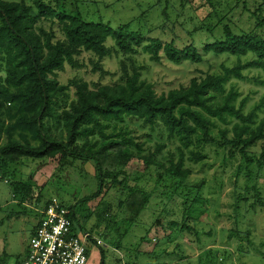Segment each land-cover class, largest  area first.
Returning a JSON list of instances; mask_svg holds the SVG:
<instances>
[{
	"label": "rangeland",
	"instance_id": "obj_1",
	"mask_svg": "<svg viewBox=\"0 0 264 264\" xmlns=\"http://www.w3.org/2000/svg\"><path fill=\"white\" fill-rule=\"evenodd\" d=\"M25 1L37 16L35 0ZM43 1L55 10L78 14L85 21H101L138 33L144 43L152 38L163 43L174 41L179 48L193 45L203 55L200 63L176 64L164 54L156 62L141 48L138 54H124L108 38L106 45L113 48L108 56L100 58L83 51L76 56L78 66L66 64L58 71L60 83L71 85V100L76 98L74 80L86 81L91 89H97L118 82L123 66L131 70L133 64L142 67L141 79L161 95L188 85L193 77L220 73L222 65L232 67L239 59L247 63L255 57L252 53L238 57L204 52L206 45L224 36V27L235 33L264 35V0ZM36 27L38 31L46 30L53 41L65 38L57 20L39 18ZM243 73L245 79L232 78L226 87L239 91L236 105L245 101V113L259 106V124L264 119V69L246 67ZM4 77V63L0 60V80ZM49 123L50 133L67 141L64 129ZM226 129L230 128L222 124L214 129V140L202 147L207 158L198 163L187 161L186 167L191 170L187 183L174 190L166 169L171 159H178L179 143L168 136L162 121L158 120L153 128L130 122L119 124L116 133L121 130L139 143L141 156L135 144L120 145L109 149L104 164L115 173L122 169L133 171L132 179L139 175L138 186L152 191L143 212L132 222L128 221L131 214L119 205L118 185L109 177L97 196L82 201L97 193L100 185L92 160L69 153L63 163L60 155L23 158L10 166L8 176L0 170V264H17L23 258L38 224V204L54 196L74 208L77 233L89 232L102 240V244H97L96 239L89 242L87 264H264L263 140L255 141L243 154L224 145L226 139L232 138L231 131L222 137L220 130ZM84 141L79 139L76 145L82 146ZM91 141H99L95 148L100 146L98 137ZM119 148L127 149L130 157L126 159ZM143 156L156 163L147 164ZM159 173L163 176L155 183L154 176ZM189 217L192 231L183 232L182 225L188 224Z\"/></svg>",
	"mask_w": 264,
	"mask_h": 264
},
{
	"label": "trees",
	"instance_id": "obj_2",
	"mask_svg": "<svg viewBox=\"0 0 264 264\" xmlns=\"http://www.w3.org/2000/svg\"><path fill=\"white\" fill-rule=\"evenodd\" d=\"M34 3L38 8L37 16L32 14L31 5L25 0H0V60L5 68V77L0 80V170L4 176L9 175L12 164L23 158H55L60 155L59 161L63 163L69 153L76 154L93 161L100 184L97 193L82 201L97 196L109 177L118 185L119 205L131 214L128 221L132 222L143 212L152 191L147 192L138 186L139 175L132 179L133 171L122 169L115 173L104 164L109 149L120 145L135 144L141 156L139 143L126 137L121 130L116 133L119 124L130 122L153 128L158 120L162 121L168 136L179 143L178 159H171L166 169L167 176L173 180L174 190L187 183L191 174L190 168L186 167L187 161L198 163L207 158L202 147L212 143L214 129L220 124L230 128L220 130L222 137L228 131L232 132V138L226 139L224 145H231L245 154L255 141L263 140L264 158V119L256 124L259 106L245 113V101L236 105L239 91L226 87L232 78L245 79L243 69L246 67L264 69V35L235 33L230 27H224V36L206 45L204 52L238 57L252 53L255 57L247 63L239 59L232 67L222 65L220 73L193 77L188 85L161 95L156 93L152 84L141 79L142 67L133 64L131 70L123 66L118 82L97 89H91L86 81L74 80L76 98L71 100L68 92L71 85L60 83L58 71L66 64L78 66L76 56L83 51L100 58L108 56L113 50L106 45L108 38L114 40V46L122 53L138 54L141 48L156 62L161 61L164 54L176 64L185 61L200 63L203 55L193 45L179 48L174 41L163 43L158 38L144 43L140 34L130 33L125 28H114L101 21H85L78 14L53 9L43 0ZM39 18L57 20L64 40L53 41L46 30L38 31ZM49 121L64 129L67 141L50 133ZM110 129L111 133L108 132ZM93 137L101 140L97 148L99 141L92 142ZM115 138H121V141ZM79 139L85 140L82 146L76 145ZM118 151L124 153L126 159L131 155L127 149L119 148ZM143 158L147 164L156 163L151 157ZM162 176L161 173L155 175L153 181L159 182ZM49 199L39 203L38 208L46 207ZM68 207L74 220L75 210ZM191 219L187 218L186 222ZM182 231L191 233V225L183 224ZM98 233L103 235V232Z\"/></svg>",
	"mask_w": 264,
	"mask_h": 264
},
{
	"label": "built area",
	"instance_id": "obj_3",
	"mask_svg": "<svg viewBox=\"0 0 264 264\" xmlns=\"http://www.w3.org/2000/svg\"><path fill=\"white\" fill-rule=\"evenodd\" d=\"M36 210L39 221L18 264H87L89 242L96 238L89 232H76L71 209L53 197L46 207Z\"/></svg>",
	"mask_w": 264,
	"mask_h": 264
},
{
	"label": "crops",
	"instance_id": "obj_4",
	"mask_svg": "<svg viewBox=\"0 0 264 264\" xmlns=\"http://www.w3.org/2000/svg\"><path fill=\"white\" fill-rule=\"evenodd\" d=\"M33 231H34V230H33ZM32 233H33V232H32ZM32 233H31V234H32ZM26 251H27V249H26ZM25 254H26V252H25ZM25 254H24V256H25ZM24 256H23V257H24Z\"/></svg>",
	"mask_w": 264,
	"mask_h": 264
}]
</instances>
